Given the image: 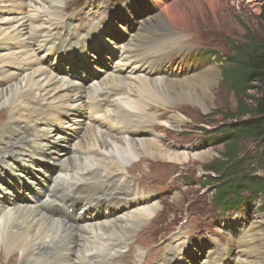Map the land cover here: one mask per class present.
<instances>
[{"label":"bare ground","instance_id":"1","mask_svg":"<svg viewBox=\"0 0 264 264\" xmlns=\"http://www.w3.org/2000/svg\"><path fill=\"white\" fill-rule=\"evenodd\" d=\"M154 1L136 24L109 4L84 16L66 14L65 0H0V264H113L161 207L128 167L205 159L164 146L157 129L186 117L155 111L209 101L218 68L182 77L165 64L171 45L186 42L171 28L182 14ZM121 4L132 18L130 1ZM9 180L21 183L17 196ZM234 229V255L218 239L201 258L187 253L192 240L180 230L166 262L264 264V229ZM135 248L134 264H144Z\"/></svg>","mask_w":264,"mask_h":264},{"label":"rangeland","instance_id":"2","mask_svg":"<svg viewBox=\"0 0 264 264\" xmlns=\"http://www.w3.org/2000/svg\"><path fill=\"white\" fill-rule=\"evenodd\" d=\"M129 1L133 10L132 18L121 4L122 0H65L64 5L66 14L82 12L86 16L90 11H98V7L101 10L107 8L106 4H109L117 8L118 16L124 14L129 20L135 19L136 24L150 12L152 7L156 8L154 0ZM161 2L159 12L168 5L165 4L166 2H172V7L175 6L174 10L182 14L180 19L176 13L179 21L171 28L172 31L174 30L173 33L182 36V41H186L182 42L184 44L182 46L171 45L170 49L173 52L167 57L165 64L177 72L185 70L182 77L191 76L194 71L199 69L203 71L205 69L201 70L202 68L211 66H216L218 72L213 82L211 99L204 101L206 103L193 101L176 103L163 111H159L160 108L156 107L155 112L160 114L162 120H166L176 111H180L186 117L185 122L176 127L163 124L157 129V134L161 136L166 147L178 151L188 149L194 152L195 150L194 153H206V157L204 160L189 159L180 164L143 158L141 162H135L128 167V172L134 175L140 189L157 196L161 207L154 218L139 228V237L129 244V253L117 257L113 264H134L137 261L132 254L135 247L144 249V264L158 262L168 264L166 254L169 250L165 244L180 230H184L188 240L190 238L192 240L191 245L187 246V253L195 250L197 254L200 253L199 258H201L209 242L218 239L222 244L227 245L230 253L234 255V250L237 249L234 242L237 237L234 228L243 224L246 226L252 224L254 227L257 225L264 229V196L248 192L249 188L243 187V192L239 193L232 203L237 207L230 210L221 208L213 197L223 183L212 180L221 175L208 168L210 164L219 165V161L224 159L223 155L229 143H224L225 136L221 134H225L228 127L236 123L237 118L234 113L238 99L242 98L243 104L245 103L249 108L261 97L259 83H252L251 85L256 86V89L244 92L239 87L236 88L233 82L238 80L241 71L235 61L241 60L247 45L251 41L264 42V21L261 19L264 0H161ZM119 5L123 7L119 9ZM113 17H115V28L118 17L117 15ZM156 24V31L159 30L158 35H161L164 27ZM78 25L82 26L81 20ZM115 60L112 59L113 62ZM0 116L3 118L0 119V129H2V121L6 119V114L3 115L1 111ZM239 141L240 151L237 153L236 161H243L246 158L251 161L256 159L258 163L254 169H248L249 173H253L254 178L264 177V140L260 142L253 137H243ZM21 180L23 179H20V182ZM19 184L21 183L9 180V185L16 187L13 189L14 192L19 191ZM15 195L17 196L16 192ZM263 240L259 244L262 245L261 256L264 260ZM179 263L181 264V262L177 264ZM230 263L231 261L228 264ZM182 264H187V257Z\"/></svg>","mask_w":264,"mask_h":264},{"label":"trees","instance_id":"3","mask_svg":"<svg viewBox=\"0 0 264 264\" xmlns=\"http://www.w3.org/2000/svg\"><path fill=\"white\" fill-rule=\"evenodd\" d=\"M264 21V6L261 14ZM241 69L240 77L233 82V85L239 87L244 92L256 89L252 83H259L261 89V97L252 103L248 108L242 102V98L238 99V105L234 113L237 118L233 123L221 134L224 137V143H229L228 149L223 155L224 159L219 161V165L210 164L208 168L212 172L221 175L219 178L212 180L222 182L223 185L215 193L213 200L219 204V207L226 210L237 207L232 204L234 198L243 192V187H248V192L253 194H262L264 196V177L252 176L249 168L254 169L258 163L257 160L251 161L246 158L243 161H236L237 153L240 151V138L253 137L256 140H264V42L251 41L247 45L241 60L235 61ZM249 116V118H243ZM237 204V203H236Z\"/></svg>","mask_w":264,"mask_h":264}]
</instances>
